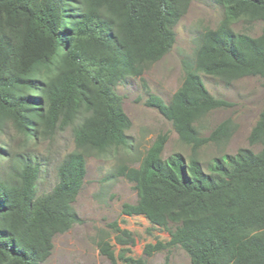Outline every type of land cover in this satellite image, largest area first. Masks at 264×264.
<instances>
[{
  "label": "trees",
  "instance_id": "obj_1",
  "mask_svg": "<svg viewBox=\"0 0 264 264\" xmlns=\"http://www.w3.org/2000/svg\"><path fill=\"white\" fill-rule=\"evenodd\" d=\"M190 1L0 0V159L10 161L0 176V264H42L54 237L81 222L73 203L87 157L130 146L132 122L114 87L172 49L173 27ZM218 1L224 19L195 37L178 90L168 103L150 92L147 100L192 154L163 158L164 135L138 167H119L138 196L122 211L154 227L175 224L167 242L146 245L148 256L179 245L191 264H264V107L249 137L251 145H263L259 152L242 148L215 157L207 170L197 156L204 143L225 140L234 128L227 119L208 137L199 135L202 117L230 105L209 92L201 74L225 83L264 78V0ZM240 18L261 21V34L235 32L231 23ZM66 129L75 148L57 166L53 189L38 194L41 161L33 149ZM114 226L118 243H134L129 230ZM99 247L117 264L108 241ZM129 251L119 255L125 264H147Z\"/></svg>",
  "mask_w": 264,
  "mask_h": 264
},
{
  "label": "rangeland",
  "instance_id": "obj_2",
  "mask_svg": "<svg viewBox=\"0 0 264 264\" xmlns=\"http://www.w3.org/2000/svg\"><path fill=\"white\" fill-rule=\"evenodd\" d=\"M225 8L218 0H191L179 22L173 27L176 41L172 49L159 61L149 65L141 76H129L115 87L122 99L124 111L132 125L126 131L130 146L120 147L104 156L86 159V176L83 186L73 203L81 218L70 230L57 234L53 239L50 256L42 264H113L100 251L99 243L106 240L114 250L117 264H125L119 258L121 251L129 247L127 255L142 257L147 264H191L189 254L179 245L164 248L146 255L147 244L167 242L175 224L154 227L141 215H127L122 211L124 203H136L135 183L118 175L122 166L138 167L154 142L166 136L162 157L181 153L185 158L192 154V147L180 140L172 122L156 107L147 104L149 92L166 103L180 87L184 70L182 60L193 53L195 37L208 28H216L224 19ZM263 23L240 18L231 23L237 33L258 36ZM209 92L230 103L214 109L196 124L201 137H208L223 121L230 119L234 125L231 135L218 143L209 141L197 149V156L204 169L215 157L234 155L242 148L259 152L263 145H251L249 137L264 107V78L246 76L225 83L218 77L201 74ZM146 84V86L144 85ZM147 87V89H146ZM75 148L71 129L59 131L52 139L35 146L33 152L41 161L38 194L50 192L58 181L57 166L64 156ZM10 169V161L0 159V176ZM127 229L134 238L133 244L118 243L114 224Z\"/></svg>",
  "mask_w": 264,
  "mask_h": 264
}]
</instances>
